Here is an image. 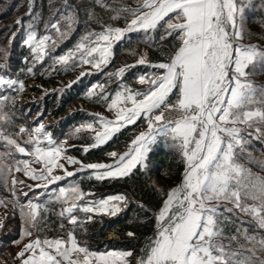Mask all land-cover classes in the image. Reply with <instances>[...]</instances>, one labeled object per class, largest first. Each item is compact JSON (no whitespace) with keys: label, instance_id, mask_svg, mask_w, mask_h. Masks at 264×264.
<instances>
[{"label":"snow or ice","instance_id":"6c2138e0","mask_svg":"<svg viewBox=\"0 0 264 264\" xmlns=\"http://www.w3.org/2000/svg\"><path fill=\"white\" fill-rule=\"evenodd\" d=\"M103 6L116 13L112 20L122 17L125 26L109 23L100 31H86L74 48L58 56L53 55L58 43L76 22L71 11L65 15L59 10L67 25L63 30L61 19L45 22V30H54L56 39L48 34L38 36L39 15L23 24L17 19L11 37L23 27L22 45L30 50V59L23 58L27 64L20 73L35 75L37 65L41 75L81 65L101 72L112 61L113 46L126 37L130 41L132 33H142L145 43L155 42L153 34L160 41L171 37L174 48L166 60L157 63L132 49L130 54L138 57L134 64L104 73L109 83L114 77L121 79L114 93L99 82L86 86L84 95L106 104L114 118L91 113L92 120L74 127L71 135L87 132L92 140L80 146L84 153L106 145L129 125L139 127L138 121L145 125L126 142V150L108 151L107 163H85L69 155V149L77 146L68 144L67 138L57 139L42 121H34V126L18 124L16 97L26 85L18 76L3 74L10 71L7 60L0 65V88L5 89L0 95V147L4 149L0 151V185L11 193L10 200L3 198L0 203L11 202L14 217L18 212L20 235L13 242L26 241L16 253V264H264V257L257 255L264 252V234L258 236L243 227V215H248L264 230V174L237 162L241 154L255 160L248 152L249 136L264 141V84L251 79L264 72V43L244 42L252 36L246 27V9L258 7L264 24V0L258 5L253 0H140L135 7L113 0ZM28 7L31 13L32 4ZM63 8H71L67 0ZM260 39L264 40V31ZM46 57L47 65L43 63ZM137 65L147 68L137 74L139 84L145 85L143 90L124 82L125 73ZM86 74L93 72L81 70L65 88L77 80L83 83L81 77ZM7 89H14L16 95L8 94ZM52 91L60 93L64 88ZM158 141L181 154L184 168L178 183L167 191L157 190L166 198L153 213V234L146 237L138 256L131 249L116 247L90 250L88 241H78L76 230L84 227L85 219L102 223L94 217H118L127 208L129 197L120 193L90 199L79 180L63 186L57 182L86 171L88 179L97 181L125 178L135 174L134 169L139 172L138 165L147 176L148 153ZM255 162L264 168V160ZM66 165L78 167L69 171ZM57 169L63 174H56ZM14 172H22L34 183L24 184ZM17 184L24 186L17 188ZM223 201L232 207L225 204L221 211ZM55 203L60 205L58 217L69 222L66 238L47 235L52 231L47 213ZM229 225H235L234 232H226ZM5 226L0 219V228ZM59 229L65 230L63 222ZM125 235L136 238L133 231ZM119 239L115 234L108 237L113 243Z\"/></svg>","mask_w":264,"mask_h":264},{"label":"trees","instance_id":"16d2710c","mask_svg":"<svg viewBox=\"0 0 264 264\" xmlns=\"http://www.w3.org/2000/svg\"><path fill=\"white\" fill-rule=\"evenodd\" d=\"M120 5H127L135 7L140 0H116ZM260 0H253L255 5H258ZM29 3L32 4V11L29 12ZM65 0H0V60H7L10 66V70L14 75H18L20 79L25 82L30 80H37L41 84H56L66 77L75 79L80 73V66L68 71L54 72L52 75H41L40 65L36 67L35 75L21 74L19 69L24 68L27 64L23 60L25 56H29V49L22 45V38L24 35V28L21 27L17 32L15 38L11 37L13 32H16L15 21L21 20V23L30 21L32 15H39V23L36 25L38 36L51 35L53 39H56L54 30H45L44 24L46 21L55 22L56 19H61V30L66 27V23L61 18L60 11L63 10L65 15H68L71 11L76 18L75 24L72 25V30L66 38L60 40L53 55L64 54L67 50L72 49L80 41V37L85 34L86 31H100L103 26H107L109 23L113 27L125 26L124 20L121 17L117 20H112L111 17L116 13L111 12L108 8L104 7V4H113V0H67V4L71 6L70 9H64L63 5ZM87 10V11H86ZM55 13V15H53ZM247 17V30L252 33L250 38L245 39V43H264V40L260 39V34L264 31V24L260 22L261 12L258 7L246 9L245 13ZM7 26V27H5ZM155 42L145 43L142 33L130 34V41L127 37L117 42L113 46V58L111 63L101 72H94L92 75H85L81 77L83 83L77 80L71 85L70 88H65L63 92H50L44 93L38 87H34V91L43 97L40 99L37 107L38 110L42 109L45 113H52L53 115L66 116L60 121L61 132L58 133L59 140L67 138L68 142L72 145H76L74 148L76 155L85 163L104 162L110 161V158L106 156L108 151L126 150V142H130L134 133H138L145 125L142 121H138L137 126L129 125L127 129H122L120 133H117L112 140L106 145L100 146L96 149H91L89 153H84L80 146L91 143L92 140L87 132H83L79 135H71L74 127H78L80 123L87 122L93 119L91 111L102 110L106 111L108 108L106 104L97 102L95 97L88 98L84 95L86 92V86H91L92 83H102L106 85L109 92L114 93L118 84L121 82L120 78H113L111 83L108 82V78L104 75L105 72H114L117 68L122 67L124 64H134L135 59L130 54L132 49H135L138 53H144L147 55L150 63H157L161 60H166L167 53L174 48L175 42L171 37L165 41H160L159 36L153 34ZM5 50H7V56H5ZM30 59V56H29ZM49 62L46 57L43 62L47 65ZM59 67V66H57ZM147 71L145 66L137 65L135 68L129 69L125 73V80L133 87L143 90L145 86H142L138 82L137 74ZM87 73V72H86ZM251 79L258 85L264 84V72H257L251 76ZM8 94L16 95L13 91H8ZM5 92L0 90V95H4ZM78 104L86 105V108L75 109L72 112L73 106ZM15 107L17 123L33 126V120L31 113L24 111L20 106V102L16 97ZM22 114V115H21ZM11 131V129H8ZM25 139H27L25 137ZM251 145L248 147V152H251L255 160H250L245 154H241L238 163L250 168L253 172L258 174H264V168L256 164V160H264V141L256 140L249 136ZM4 149L0 147V151ZM17 158H24V156H17ZM146 163L149 165V171L147 176L144 174V168H141L139 172L134 173L129 177L104 181H97L95 178L88 179L89 173L86 171L84 174L76 173L73 177L67 178L62 182H57V186H63L70 180H79L80 187L85 192H92L95 194L93 198H103L107 195H116L124 193L129 197V203L127 208L119 214L118 217L96 216L94 221L100 222H88L84 220V227L78 228L75 232L78 241H88L89 246L100 248H120L123 250L131 249L134 256H138L139 246L153 234L155 229V218L153 213L159 211V207L162 206L164 196H162L157 190L162 189L167 191L170 187L179 182L180 176L184 168V162L181 159V154L169 148L162 141H158L156 145H153L152 150L148 153V160ZM17 178L22 176V172L13 173ZM32 182V181H31ZM17 188H20L16 185ZM26 191V190H25ZM11 193L8 188L0 185V199L9 198ZM253 203V201H248ZM227 204L228 207H232L230 202H221L220 210L223 211V206ZM14 205L11 202L0 203V216L4 220L6 226L0 228V263L2 259L7 260V264L13 262L16 264L15 256L22 247V241L20 245L15 244L13 241L19 237L20 229L18 225L20 220L18 218V212L14 217ZM60 211L59 203H55L49 208L47 213L48 220L52 231L47 233L49 238L53 235L67 236V230L69 229V222L67 220L61 221L58 217ZM80 219H84L83 213H78ZM245 223L244 228H247L249 232H255L258 236L264 234V230L259 229L255 225V221L248 215H243ZM151 220V223L147 221ZM115 221V223H113ZM63 222L65 224V230L59 229V224ZM239 224V221H236ZM235 225H229L227 231L234 232ZM127 231H133L136 233V238H127L125 233ZM111 232L116 233L120 239L116 242H109L107 240L108 234ZM246 243L245 241H241ZM257 255L264 257V252H257ZM3 264V263H2Z\"/></svg>","mask_w":264,"mask_h":264},{"label":"rangeland","instance_id":"374dc122","mask_svg":"<svg viewBox=\"0 0 264 264\" xmlns=\"http://www.w3.org/2000/svg\"><path fill=\"white\" fill-rule=\"evenodd\" d=\"M114 56V54H113ZM5 61L4 60H0V65L4 64ZM80 70H84L85 72H88V71H94L92 69V66L91 65H81L80 67ZM95 72V71H94ZM3 74H6V75H11L13 78L17 77L16 75H14V73L10 70V71H7ZM74 79H72L70 76L69 77H66L64 80H61L59 83H56V84H44V83H40L39 81L37 80H30L28 82H25V89L22 93H20L18 96H17V99L18 101L20 102V106L22 107V109L24 111H27L29 113H31L32 115V120L35 121V122H39V121H42L43 123H45V125L49 126V130H51L54 134V136L56 138H58V133L61 132V128H60V121L61 119H63L66 114L64 115H57V116H54L52 113L48 112V113H45L42 111V109H39L38 110V103L40 101L41 98L43 97H40V95L44 94V93H50V92H54L52 91L53 89H58V88H64L65 89V86L70 84L71 81H73ZM142 86H145V85H142ZM34 87H38L42 92L44 93H36L34 91ZM1 91L5 92V89L3 88H0ZM8 91H13L15 93V90L14 89H7V92ZM16 94V93H15ZM43 96V95H42ZM81 109V108H86V105H81V104H78L76 106H73L71 110H68L69 112H72L73 110L75 109ZM91 113H100L104 116H106L107 118L109 119H113L114 118V113L112 111H110L109 109H107L106 111H102V110H94L91 111ZM34 126V124H33ZM250 133H254V129H249L248 130ZM61 140H65V138L61 139ZM67 142H68V139H67ZM68 144H70L68 142ZM68 154L69 155H73V156H76L78 159H80L77 155H76V152L74 151V148L72 149H69L68 151ZM26 158V157H24ZM81 160V159H80ZM33 167H36V168H39L41 167V165L39 164H33L32 165ZM66 167L68 168L69 171H72L74 168L78 167L77 165H66ZM183 173V171H182ZM56 174H63L62 173V170H59L57 169L56 170ZM67 178H70V177H67ZM65 178V179H67ZM18 180H23L24 181V184H32L34 183V181H30V178L27 177V176H24L23 173H22V176L18 177L17 178ZM37 183H40V181H37ZM17 186H19L20 188L23 187L24 185H21V184H17ZM26 190V189H25ZM90 193V196L88 198H93L95 197V194L92 193V192H88ZM97 198H100V197H97ZM2 214V213H0ZM114 233V232H113ZM113 233H110L108 234V236L106 237L107 240H108V237L110 235H113ZM116 234V233H115ZM117 235V234H116ZM118 236V235H117ZM66 238V237H65ZM147 243V240H145L138 248V255L140 254V249L142 247H144V245ZM90 247V250H100V248H96V247H93V246H89ZM103 251V250H101ZM76 256L75 254L73 255V259H75ZM15 261V260H14ZM7 264V260L6 259H2L1 263L0 264ZM10 264H13V262H11Z\"/></svg>","mask_w":264,"mask_h":264},{"label":"crops","instance_id":"0c3cea01","mask_svg":"<svg viewBox=\"0 0 264 264\" xmlns=\"http://www.w3.org/2000/svg\"><path fill=\"white\" fill-rule=\"evenodd\" d=\"M30 181H32L31 179H30ZM0 219H2V217L0 216ZM111 233H113V232H111Z\"/></svg>","mask_w":264,"mask_h":264},{"label":"bare ground","instance_id":"6f19581e","mask_svg":"<svg viewBox=\"0 0 264 264\" xmlns=\"http://www.w3.org/2000/svg\"><path fill=\"white\" fill-rule=\"evenodd\" d=\"M113 234H115V233H113ZM116 235V234H115Z\"/></svg>","mask_w":264,"mask_h":264},{"label":"built area","instance_id":"2783aa9c","mask_svg":"<svg viewBox=\"0 0 264 264\" xmlns=\"http://www.w3.org/2000/svg\"><path fill=\"white\" fill-rule=\"evenodd\" d=\"M55 116V115H54ZM60 116V115H59Z\"/></svg>","mask_w":264,"mask_h":264}]
</instances>
